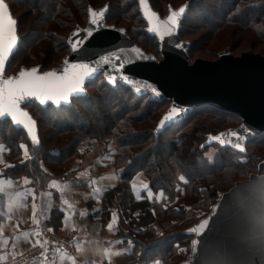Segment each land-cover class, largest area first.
Returning <instances> with one entry per match:
<instances>
[{
	"label": "trees",
	"instance_id": "1",
	"mask_svg": "<svg viewBox=\"0 0 264 264\" xmlns=\"http://www.w3.org/2000/svg\"><path fill=\"white\" fill-rule=\"evenodd\" d=\"M6 1L18 21L20 37L6 76L15 65L22 69L39 67L41 72L60 67L72 52V33L87 26L91 9L106 6L108 26L124 28L146 52L141 35L160 46L158 38L148 32L140 0ZM149 2L161 17L171 8L187 5L179 29L182 40H217L230 48L248 40L253 48L264 44V0ZM162 12L167 14L162 16ZM191 43L188 54L197 42ZM86 92L66 106L34 103L26 107L38 125L36 144L27 130L0 118V178L19 180L35 189L49 188L56 179L70 175L67 166L81 158L87 137L113 142L120 181L103 200L102 221L106 223L114 212L118 213V234L133 245V262L169 264L172 260L168 262V258H172L179 242L194 240L187 231L202 221L201 217L212 211L224 194L259 172L264 157L252 145L264 131L240 151L230 144L210 142L212 137L234 128L237 120H243L234 112L214 105L195 107L186 118L158 132L169 102L139 96L119 82L110 84L103 74L87 84ZM21 145L27 146V152ZM211 149L217 150L213 158L208 156ZM141 175L148 191L136 199L133 182ZM181 175L185 181L179 179ZM190 210L203 212L200 221L186 230L178 229L189 220Z\"/></svg>",
	"mask_w": 264,
	"mask_h": 264
},
{
	"label": "water",
	"instance_id": "2",
	"mask_svg": "<svg viewBox=\"0 0 264 264\" xmlns=\"http://www.w3.org/2000/svg\"><path fill=\"white\" fill-rule=\"evenodd\" d=\"M5 2L8 5L10 15L16 21L15 29L18 37L17 46L6 62L3 73L6 79L5 74L18 51L20 37L18 21L14 18L8 2L6 0ZM146 4L147 10L157 14L153 19H158L161 25L173 11L178 12L181 8H171L163 18L153 9L149 0H146ZM140 5L143 16L148 23L149 34L156 36L159 40L162 60L159 61L155 55L148 54L133 42L125 29L107 25L106 16L109 12V6L100 10L91 9L86 29L79 27L71 35L70 45L79 42L77 48L72 49L71 54L64 58L60 67L48 70L61 72L65 67H70L72 63H90L97 68V71L86 78L83 85L84 92L74 93L69 102L61 105L52 102L45 104L41 103L38 98L28 97L21 103V108L30 114L26 109L29 104L39 103L43 106L53 104L56 107L69 105L71 100L86 95L87 84L103 74L110 84L114 85L119 82L139 96H150L152 100L157 102H169L170 107L164 113L161 121L173 107L180 109L172 120L165 122L163 128L160 127L159 123L158 132L186 118L195 107L206 105L217 106L234 112L243 118L241 126L216 136L225 141L232 140L233 143L230 145L234 146L235 143L244 145L263 132L264 56L249 51L240 57H234L228 49L219 54V59L215 62L198 60L194 65H190L188 51L192 43L183 41L179 37V29L186 10L179 18L178 27L161 36L160 33L150 31L152 24L145 15L146 7L145 4L141 3V0ZM92 11L104 13L97 25L91 24ZM89 28L93 29L91 36L87 35L86 30ZM134 48H138L139 53L133 52ZM117 57H119V61ZM109 58L111 59L109 60ZM120 64L124 65L122 69ZM33 68H36L39 73H43L41 68ZM31 69L23 68L21 71ZM113 69H118V71L114 72ZM109 74L116 76L115 83L107 79ZM125 75L129 77L131 83L120 78ZM152 88L156 89L155 93L151 91ZM30 116L33 118L31 114ZM2 119L11 120L10 117H3ZM12 122L17 128H23L22 125ZM36 128L38 134L37 123ZM232 132L239 133L240 138L230 136ZM212 138L210 142L220 144L219 140ZM261 177H264V166L260 168L257 175H252L249 180L238 183L236 189L225 195L208 217L209 224L202 234L197 235L189 231L201 221L187 231V234L195 240H199L200 244L197 252L194 254L192 251L188 259L182 264H189L190 258L193 256L195 259L191 260V264H200L204 259L213 262L227 260L234 262V264H261L258 247L247 238L250 215L259 214L262 206H264V188H261L257 183Z\"/></svg>",
	"mask_w": 264,
	"mask_h": 264
},
{
	"label": "crops",
	"instance_id": "3",
	"mask_svg": "<svg viewBox=\"0 0 264 264\" xmlns=\"http://www.w3.org/2000/svg\"><path fill=\"white\" fill-rule=\"evenodd\" d=\"M116 157L113 142L87 137L81 158L67 166L70 175L56 179L49 188L35 189L19 180L0 178L4 182L0 185V240L4 241L0 243V256L24 254L37 245L39 229L48 227L54 232L65 229L81 235L70 238V245L58 244L50 260L36 256L28 264H147L133 262V245L118 234L117 212L106 223L102 221L103 200L120 181ZM141 177L133 182L136 199L146 190ZM17 193L23 195L17 198ZM10 199L14 202L9 213ZM100 246L110 248L111 256L96 252Z\"/></svg>",
	"mask_w": 264,
	"mask_h": 264
},
{
	"label": "snow or ice",
	"instance_id": "4",
	"mask_svg": "<svg viewBox=\"0 0 264 264\" xmlns=\"http://www.w3.org/2000/svg\"><path fill=\"white\" fill-rule=\"evenodd\" d=\"M141 3L145 4V15L152 24L150 31L160 33L161 36L165 32L170 33L178 27L179 18L184 14L187 7V5H185L181 7L178 12L173 11L171 15L168 16L164 24L161 25L158 22V19H153L157 14L147 10L146 0H141ZM103 15V12L92 11L91 24L97 25ZM15 25L16 21L10 15L8 5L5 0H0V118L10 117L15 124L22 125L23 128L27 130L31 141L36 144L38 143L36 121L28 112L21 108V103L28 97L38 98L41 103L45 104L52 102L56 105H61L62 103L69 102L74 93L84 92L83 85L86 78L95 73L97 68L93 67L90 63L80 62L72 63L70 67H65L61 72L48 71L39 73L36 68H33L31 70L21 71L16 77H9L5 79L3 73L5 71L6 62L13 54V51L18 43ZM86 31L87 35L91 36L93 29L89 28ZM78 43L79 42L71 44L73 50L77 48ZM178 46L182 47L183 45ZM132 51L139 53L140 50L138 48H134ZM110 59L111 58H109V60ZM117 60L119 61V57H117ZM123 67L124 65L120 64V68L122 69ZM113 71L116 72L118 69H113ZM120 78L128 83H131V80L126 75L121 76ZM107 79L112 83L116 82V76L112 74H109ZM151 91L155 93L156 89L152 88ZM178 111H180V109L173 107L172 110L164 117V120L160 122V127L163 128L165 126V122L172 120ZM230 136L236 137L237 139L240 138L239 133L237 132L230 133ZM212 139L219 140L222 145L225 143H233L232 140L225 141L221 137H213ZM21 147L25 149V152H27L26 145H21ZM234 147L240 151L244 150V145L242 143H235ZM179 179L181 181H185V177L183 175H181ZM3 183V181H0V185ZM257 183L261 186V188H264V177H261ZM53 186L59 187V185L56 184ZM143 187L147 188V184L143 185ZM2 190V187H0V191ZM21 195H23V193H17V198ZM149 196H151V193H149ZM13 202V200H9V213L12 211ZM33 219H35V217H33ZM208 224L209 219L205 218L196 227L191 228L189 231L197 235L202 234ZM108 227L111 228L112 225L109 224ZM247 238L258 247L261 255V264H264V206H262L259 214L250 215ZM3 242V240H0V243ZM199 244V240L192 241L191 247L194 254L197 252ZM95 251L100 255H106L109 257L112 254L110 248H105L103 246L97 247ZM192 259H195V256L190 258L189 264H191ZM155 264H160V262L155 261ZM200 264H234V262H229L227 260H218L213 262L204 259L200 262Z\"/></svg>",
	"mask_w": 264,
	"mask_h": 264
},
{
	"label": "rangeland",
	"instance_id": "5",
	"mask_svg": "<svg viewBox=\"0 0 264 264\" xmlns=\"http://www.w3.org/2000/svg\"><path fill=\"white\" fill-rule=\"evenodd\" d=\"M96 10H100V9H96ZM167 13L165 12H162L161 15L162 16H165ZM21 16V13H19L18 17ZM164 18V17H163ZM87 26L85 27H82V29H86ZM138 29H140L141 27H137ZM124 29V28H123ZM147 37L141 35L140 37V43L145 47V49L148 51L147 53L148 54H152V55H155L156 58L160 61L162 60L161 59V54L159 53V49H160V46L158 44L157 41H155L154 39L150 38V39H146ZM195 37H188V38H185L183 41H188V42H193V40H196L197 43H195L193 49H192V52L190 54H188V56L190 55V58H189V64L190 65H194V63L198 60H201V61H206V62H215L219 59V54L221 53H224L226 52L230 47H228V45L223 42L221 43V41H215V40H211V41H208V40H201V41H198L197 39H194ZM231 43V42H230ZM250 43H251V40H248L247 42H242L240 44H236L234 46H232L230 49L231 51V54L234 56V57H240L243 53H246V52H249V51H252L253 53L255 54H258V55H261V56H264V44L262 43H258L259 44V47H250ZM71 54V53H70ZM68 54V55H70ZM67 55V56H68ZM66 58V57H65ZM25 68V67H23ZM54 68H58V67H54ZM52 68V69H54ZM22 70V67L19 66V65H15L8 73V75L6 76V78H9V77H15L18 75V73H20ZM51 70V69H50ZM169 105L165 106L163 111H167L168 110V107ZM243 123V120H241L240 122L237 120L236 124H235V127L232 128V129H236V127L238 128L239 126H241V124ZM256 145V148H254V150L256 152H259L262 156L264 157V133H262L259 138H258V141L254 142V145L252 146H255ZM216 149H211V151L209 152L208 156L210 158H213L214 155L216 154ZM3 161V155L2 153L0 152V165ZM264 166V159L262 160L261 162V165H260V168ZM259 168V167H258ZM260 170V169H258ZM258 172H256L255 174L253 175H257ZM140 179H143L145 180L143 183L144 185L147 184V181L145 179V177H141ZM249 180V179H248ZM247 181V180H245ZM244 182V181H242ZM241 183V182H240ZM237 187L235 186L234 188H232L230 191H228L226 194H224L222 196V198H220L219 202L216 204V206L214 207V209L220 204V202L224 199L225 195L229 194L233 189H236ZM147 191L148 189L145 188ZM152 196V194H151ZM214 209L212 211H209L207 215H204V217H201L203 216V212L201 210H190L187 212V215L189 217V220L187 222H185L181 228H178V229H182L184 228V230H186L187 228H189L190 226H192L194 223H197V220L201 219H205V218H208L214 211ZM199 220V221H200ZM126 228H130V225H126L125 226ZM43 228V227H42ZM43 229L45 230H51V229H48V227H44ZM58 233V235L61 237V238H52V241H57L59 244H63V245H67L66 242L67 240H70V238H80V235L81 233H79V231H65V229L63 230H57L56 231ZM49 238H51V236H49ZM195 240V239H194ZM51 242V240H50ZM192 241H190V239H183L181 242H179V247H176L177 249L175 250V253H172L171 254V259L168 258V262H170L172 260V262H170L169 264H179L181 262H185L189 255L192 253V247H191V243ZM190 243V244H189ZM33 248L30 247L28 248L25 252L28 253L29 250H31ZM33 250V249H32ZM30 252V251H29ZM29 262V261H28ZM25 263V264H28ZM182 264V263H181Z\"/></svg>",
	"mask_w": 264,
	"mask_h": 264
},
{
	"label": "built area",
	"instance_id": "6",
	"mask_svg": "<svg viewBox=\"0 0 264 264\" xmlns=\"http://www.w3.org/2000/svg\"><path fill=\"white\" fill-rule=\"evenodd\" d=\"M49 236H51V238H49ZM37 238V245L32 248L33 250L31 249L29 250L30 252H25L19 256H2V258H0V264H25L28 261H32L36 256H41L43 258H47V260H50L53 252L56 249V246L59 244L57 241H52V238L61 237L58 235V233L52 230L47 231L45 229H39ZM66 244L70 245V240H67Z\"/></svg>",
	"mask_w": 264,
	"mask_h": 264
}]
</instances>
